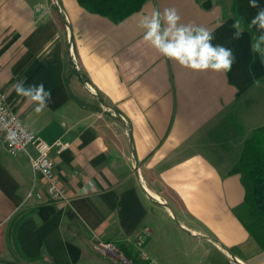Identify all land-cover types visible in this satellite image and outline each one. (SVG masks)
Instances as JSON below:
<instances>
[{
	"label": "crops",
	"instance_id": "0c3cea01",
	"mask_svg": "<svg viewBox=\"0 0 264 264\" xmlns=\"http://www.w3.org/2000/svg\"><path fill=\"white\" fill-rule=\"evenodd\" d=\"M249 3L146 0L113 23L76 0H0L5 102L41 139L64 145L49 153L63 191L51 200L27 154L8 155L0 139V264H107L98 241L137 258L144 229L141 251L155 264L185 246L190 264H264L235 213L245 189L232 172L244 142L264 127V58L251 51L261 33L249 27L259 8ZM166 7L232 49L231 71L194 72L145 43L140 17ZM236 18L247 26L239 39ZM20 81L51 91L41 112L17 94Z\"/></svg>",
	"mask_w": 264,
	"mask_h": 264
},
{
	"label": "clouds",
	"instance_id": "9594fccd",
	"mask_svg": "<svg viewBox=\"0 0 264 264\" xmlns=\"http://www.w3.org/2000/svg\"><path fill=\"white\" fill-rule=\"evenodd\" d=\"M251 8H259L251 19L249 27H256L260 35L251 44V51L264 58V8L257 0H250ZM138 27L143 30V41L156 50L161 56L176 62L182 68L194 72H229L235 62L233 50L221 44H213V33L206 27L194 23H181V17L175 8L166 7L163 11L154 10L150 15H142ZM232 27L236 30L233 39L242 36L243 28L239 19ZM259 86L260 81H254ZM14 88L29 102L36 103V112H41L51 98V91H46L44 84H33L28 87L20 81Z\"/></svg>",
	"mask_w": 264,
	"mask_h": 264
},
{
	"label": "trees",
	"instance_id": "16d2710c",
	"mask_svg": "<svg viewBox=\"0 0 264 264\" xmlns=\"http://www.w3.org/2000/svg\"><path fill=\"white\" fill-rule=\"evenodd\" d=\"M76 1L88 13L105 17L113 23H119L124 18L138 12L146 0ZM239 20L242 28L246 29L244 22ZM65 68H69V63L66 62ZM73 99L80 106L89 107L79 99ZM232 172L240 175L245 189L243 203L238 210H235V213L259 248L264 249V127L255 129L250 138L244 142L239 160Z\"/></svg>",
	"mask_w": 264,
	"mask_h": 264
},
{
	"label": "built area",
	"instance_id": "2783aa9c",
	"mask_svg": "<svg viewBox=\"0 0 264 264\" xmlns=\"http://www.w3.org/2000/svg\"><path fill=\"white\" fill-rule=\"evenodd\" d=\"M74 58V56L71 54ZM90 90V87L88 86ZM0 139L8 155L13 156L19 152H25L34 173L43 177L47 192L51 200L63 197V191L53 170V161L50 158L51 149L56 146L58 151L64 148L60 142L48 144L33 131L28 129L21 119L8 107L5 95L0 89ZM81 193L86 195L88 190L83 188ZM148 236V230L144 229L135 238L134 248L137 251L138 264H155L142 251L141 248ZM93 249L103 256L107 264H133L119 247L110 241H98L93 244Z\"/></svg>",
	"mask_w": 264,
	"mask_h": 264
},
{
	"label": "rangeland",
	"instance_id": "374dc122",
	"mask_svg": "<svg viewBox=\"0 0 264 264\" xmlns=\"http://www.w3.org/2000/svg\"><path fill=\"white\" fill-rule=\"evenodd\" d=\"M71 54L73 55L72 52V47L71 44H69L68 49H67V63H69V74H72L73 72H75V69H77V65H76V61L75 59H73V57L71 56ZM188 247L185 246V248H177L176 250H172V255L170 254V256H172L174 259H170V258H166L164 259V261L162 262V264H190L188 259H187V252H188ZM127 258L131 259L132 263L134 264L135 262H137V258H135L134 254H132V252L130 251H124L123 253ZM138 257V255H136ZM165 256V255H164ZM175 256L178 259H175Z\"/></svg>",
	"mask_w": 264,
	"mask_h": 264
}]
</instances>
